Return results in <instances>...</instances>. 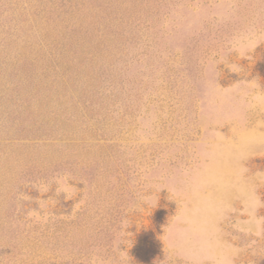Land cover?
Instances as JSON below:
<instances>
[{"label":"rangeland","instance_id":"374dc122","mask_svg":"<svg viewBox=\"0 0 264 264\" xmlns=\"http://www.w3.org/2000/svg\"><path fill=\"white\" fill-rule=\"evenodd\" d=\"M264 0H0V264H264Z\"/></svg>","mask_w":264,"mask_h":264},{"label":"trees","instance_id":"16d2710c","mask_svg":"<svg viewBox=\"0 0 264 264\" xmlns=\"http://www.w3.org/2000/svg\"><path fill=\"white\" fill-rule=\"evenodd\" d=\"M260 67H261V70H262L263 73H264V61H262V62L260 63Z\"/></svg>","mask_w":264,"mask_h":264}]
</instances>
